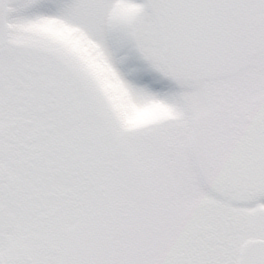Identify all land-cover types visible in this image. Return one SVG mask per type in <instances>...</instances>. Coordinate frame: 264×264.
<instances>
[{
	"label": "snow or ice",
	"instance_id": "6c2138e0",
	"mask_svg": "<svg viewBox=\"0 0 264 264\" xmlns=\"http://www.w3.org/2000/svg\"><path fill=\"white\" fill-rule=\"evenodd\" d=\"M0 264H264V0H0Z\"/></svg>",
	"mask_w": 264,
	"mask_h": 264
}]
</instances>
